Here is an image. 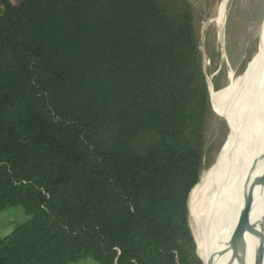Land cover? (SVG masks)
I'll return each instance as SVG.
<instances>
[{"label": "trees", "instance_id": "obj_1", "mask_svg": "<svg viewBox=\"0 0 264 264\" xmlns=\"http://www.w3.org/2000/svg\"><path fill=\"white\" fill-rule=\"evenodd\" d=\"M199 46L188 0H0V208L32 213L0 264H164L204 147Z\"/></svg>", "mask_w": 264, "mask_h": 264}, {"label": "bare ground", "instance_id": "obj_2", "mask_svg": "<svg viewBox=\"0 0 264 264\" xmlns=\"http://www.w3.org/2000/svg\"><path fill=\"white\" fill-rule=\"evenodd\" d=\"M233 2L214 0L202 23L200 57L207 69L211 106L196 184L209 170L224 140L244 119L264 109V0L259 12L251 10L258 0H241L242 19L250 24L241 31L239 43L225 51V25ZM216 6L219 12L215 17ZM209 42L215 43L216 49L208 54ZM195 190L185 196L181 206ZM236 216L243 218L264 258V118L236 147L225 170L215 175L175 235L171 244L175 262L259 264L246 255Z\"/></svg>", "mask_w": 264, "mask_h": 264}, {"label": "water", "instance_id": "obj_3", "mask_svg": "<svg viewBox=\"0 0 264 264\" xmlns=\"http://www.w3.org/2000/svg\"><path fill=\"white\" fill-rule=\"evenodd\" d=\"M216 7L217 10L215 12V17L218 15L219 12L218 11L219 6ZM202 64L205 69V65L203 61ZM207 81H208V77H207ZM208 88H209V83H208ZM210 106H211V95H210V91H208L206 117L209 114ZM263 118H264V109L250 115L238 125L235 132L224 140L221 149L216 154V157L213 160V162H211V164L209 165V170L207 171V173L202 177V179L198 184H196L195 181L193 188L190 190L192 191L194 188L196 189L192 198L183 206H181V203L179 204L174 214L171 227L162 244L161 253L164 264H177L175 262V259L173 258L172 248H171V244L175 235L188 220L191 212L199 203L202 196L211 187L215 175L225 170L236 147L241 143V141H243L247 137V135L251 132L252 127L257 125ZM235 221L241 233L243 246L245 248L247 257H253L259 264H263L264 258L261 250L259 249V242H257V240L252 236L249 228H247L245 221L241 216L240 217L236 216Z\"/></svg>", "mask_w": 264, "mask_h": 264}, {"label": "rangeland", "instance_id": "obj_4", "mask_svg": "<svg viewBox=\"0 0 264 264\" xmlns=\"http://www.w3.org/2000/svg\"><path fill=\"white\" fill-rule=\"evenodd\" d=\"M10 2L21 3V0H6ZM194 9L195 18L200 25V50L203 47L202 43V23L204 19L209 15V10L212 7L214 0H188ZM263 0H258L256 7H252V11L257 10L259 12L262 6ZM242 3L241 0H234L232 9L230 10L229 18L225 25V33L228 45L223 49L231 51V48L236 46L242 38L241 31L250 24L249 21H244L241 16ZM37 25V19L34 17L23 16L22 21L19 23L17 30L24 32L30 28H35ZM21 38L25 40L24 34ZM207 53H211L216 49L215 43L209 42L206 46ZM205 65V64H204ZM205 66V71H206ZM209 81V80H208ZM124 86V80L120 76H113L107 81V89L111 92H121ZM32 213L29 209L21 204L11 205L4 208H0V237L10 231L16 224L21 223L28 217H31ZM9 227V228H8ZM8 228L7 230H4ZM5 232H2V231ZM67 264H99V262L92 257H87L81 260L70 261Z\"/></svg>", "mask_w": 264, "mask_h": 264}, {"label": "crops", "instance_id": "obj_5", "mask_svg": "<svg viewBox=\"0 0 264 264\" xmlns=\"http://www.w3.org/2000/svg\"><path fill=\"white\" fill-rule=\"evenodd\" d=\"M8 228H9V227H8ZM8 228H5L4 230H7ZM4 230H3L2 232H5ZM7 232H8V231H6V233H7ZM4 234H5V233H4Z\"/></svg>", "mask_w": 264, "mask_h": 264}]
</instances>
